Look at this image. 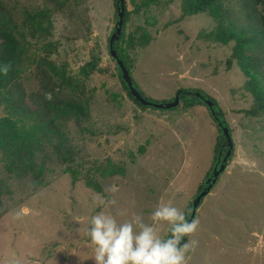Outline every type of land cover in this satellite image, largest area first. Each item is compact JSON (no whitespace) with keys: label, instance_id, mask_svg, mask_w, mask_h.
Masks as SVG:
<instances>
[{"label":"rangeland","instance_id":"obj_1","mask_svg":"<svg viewBox=\"0 0 264 264\" xmlns=\"http://www.w3.org/2000/svg\"><path fill=\"white\" fill-rule=\"evenodd\" d=\"M126 1L124 44L144 97L163 104L178 91H201L223 111L234 142L226 171L196 214L187 264H264V115L243 113L254 98L238 62L227 68L235 43H216L212 14L186 16L183 0L147 7L146 0ZM39 13L49 23L33 28L30 16ZM115 13L114 0H0V17L25 50L14 99L47 111L60 104L55 90L62 102L87 109L86 117L57 118L74 160L64 164L43 145L35 159L43 167L39 181L32 172L10 171L0 153V264H94L86 235L92 215L105 211L120 222L140 215L151 223L156 206L167 202L186 213L213 168L222 133L207 106L142 109L128 97L109 52ZM93 59L97 70L85 78L82 69ZM64 66L81 89L62 86L56 70ZM7 115L0 109V118ZM22 207L30 211L14 219ZM158 227L167 234V225Z\"/></svg>","mask_w":264,"mask_h":264},{"label":"trees","instance_id":"obj_2","mask_svg":"<svg viewBox=\"0 0 264 264\" xmlns=\"http://www.w3.org/2000/svg\"><path fill=\"white\" fill-rule=\"evenodd\" d=\"M173 1V0H172ZM236 2L234 6H227L225 0H183L186 16H196L201 13H211L214 20L217 22L215 31L211 33V38L218 44L227 46L230 43H235L231 59L227 61V68L231 69L233 61L236 60L248 79L245 88L254 98L253 107L248 111H243L248 117H260L264 115V0H233ZM157 0H146L143 5L149 6L155 4ZM115 17L117 20L116 27L119 21L118 9L120 4L118 0H114ZM234 16V17H233ZM34 28L35 24L38 28H43V25L49 23L44 19V14L39 13L35 16H30ZM130 19V11L125 0L124 25L120 40L114 44L115 49L121 60L124 62L128 71L130 70V58L125 48L126 26ZM7 24V25H6ZM10 26L5 23V20L0 17V65H9V71L6 75L0 74V109L4 108L8 115L0 118V153L9 161V169L14 172L16 170L32 172L36 181L42 176L43 167L37 166L36 155L43 145L54 147L56 152L60 154L61 161L64 164H69L74 160V151L70 147L68 140L61 132L60 124L57 118L60 116H70L74 114L77 117H86L87 109L78 102L60 99V94L55 90L52 92L54 100H60V104L56 107L50 106L47 111L33 110L29 107L18 104L14 99L11 90L17 71L24 56L25 50L22 47V38L15 39L10 31ZM44 32L49 31V28L42 29ZM116 31V28L113 32ZM147 44L151 39H146ZM97 59H93L83 69L82 73L85 78L97 70ZM119 75L123 87L125 88L128 97L132 102L142 109L147 107L139 104L130 93L127 85L122 79L120 70ZM261 71V72H260ZM56 75L59 77L62 86H66L73 91L81 89V85L74 84L73 80L66 74L65 66L56 70ZM134 82V87L143 95L144 93ZM60 86V88H62ZM181 102H185V107H195L198 104L206 106L201 97L211 100L206 94L198 90H181ZM150 101L149 99H147ZM215 105L213 109H209L212 118L215 122L226 123L225 115L217 102L211 100ZM152 102V101H150ZM154 102V101H153ZM180 107V106H179ZM177 107L176 109H178ZM173 109V110H176ZM171 110V111H173ZM214 113V114H213ZM61 114V115H59ZM220 129V127H218ZM222 133V131H221ZM227 142L223 135H219L215 147V157L213 160V168L206 176V179L199 187L196 197L205 188L206 180L213 174L214 167L221 156V160L227 154ZM230 156L227 165L233 157ZM22 171V172H23ZM68 172L72 170L67 169ZM75 179V178H74ZM203 202V201H202ZM202 204V203H201ZM193 204L191 205V209ZM191 209L186 211V217L189 219Z\"/></svg>","mask_w":264,"mask_h":264},{"label":"clouds","instance_id":"obj_3","mask_svg":"<svg viewBox=\"0 0 264 264\" xmlns=\"http://www.w3.org/2000/svg\"><path fill=\"white\" fill-rule=\"evenodd\" d=\"M9 68L0 65V74L6 75ZM29 211L22 207L15 212L14 219H21ZM150 220L151 223H145L142 216L136 215L120 222L105 211L92 215L86 235L93 246L94 264H187V237L198 230L199 221L188 220L186 213L170 202L158 204ZM159 225H167L166 235L160 234Z\"/></svg>","mask_w":264,"mask_h":264},{"label":"water","instance_id":"obj_4","mask_svg":"<svg viewBox=\"0 0 264 264\" xmlns=\"http://www.w3.org/2000/svg\"><path fill=\"white\" fill-rule=\"evenodd\" d=\"M118 3L120 4V8L118 9L119 21H118V24L116 27V31L113 33V35L111 36L110 41H109V52H110L111 57L116 61L117 67L120 70L123 81L127 85L128 89H129L130 93L132 94V96L134 97V99L139 104H141L147 108H153L156 110L170 111V110L176 109L181 104L180 94H177L175 97V100L171 103L157 104V103H153V102L148 101L134 87L133 77L130 74V72L128 71L124 62L119 57L117 50L114 47V44L120 40L123 25H124L125 0H118ZM198 97L202 98L203 103L207 106L208 109H210V110L213 109L215 104L211 100L202 97L200 94L198 95ZM219 127L222 131V135H223L225 141L227 142L229 150H228L225 158L223 159V161L221 160V156L219 157V160L214 167L213 174L205 182V185H206L205 188L194 200L193 207H192V213H191L189 220L196 218V214L198 212V209L201 206L202 201L210 195V193L212 192V190L216 186L219 178L226 171V169L228 167V165H227L228 160H229L230 156L232 155V152L234 151V142L232 139V134L230 132L229 126L226 125L225 123H219ZM189 237H187V241H188Z\"/></svg>","mask_w":264,"mask_h":264},{"label":"flooded vegetation","instance_id":"obj_5","mask_svg":"<svg viewBox=\"0 0 264 264\" xmlns=\"http://www.w3.org/2000/svg\"><path fill=\"white\" fill-rule=\"evenodd\" d=\"M227 152H228V148H227Z\"/></svg>","mask_w":264,"mask_h":264}]
</instances>
